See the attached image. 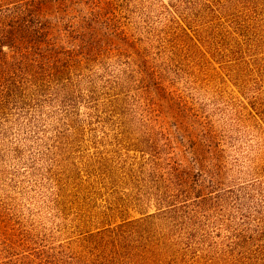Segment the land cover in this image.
Here are the masks:
<instances>
[{"label":"rangeland","instance_id":"1","mask_svg":"<svg viewBox=\"0 0 264 264\" xmlns=\"http://www.w3.org/2000/svg\"><path fill=\"white\" fill-rule=\"evenodd\" d=\"M43 10L75 56L0 100V264H264V0Z\"/></svg>","mask_w":264,"mask_h":264},{"label":"trees","instance_id":"2","mask_svg":"<svg viewBox=\"0 0 264 264\" xmlns=\"http://www.w3.org/2000/svg\"><path fill=\"white\" fill-rule=\"evenodd\" d=\"M49 1L0 0V100L33 99L35 95L42 94L51 82L57 83L56 92L67 87L61 80L68 70L65 62L73 60L75 49L66 48L63 38L78 37L74 35L71 22H63L59 18L53 20L44 14L43 8ZM45 76L50 80H45ZM30 88L33 91L27 95L25 92ZM208 181V189L217 184L212 177ZM202 182L203 187L205 181ZM199 190L185 192V196L197 194L195 196L202 198L193 202L198 206L208 200L206 193ZM176 206L169 208V218L179 221L178 224H187L189 220L186 218H191L188 217L190 213L186 217L181 216ZM116 254L118 252L108 254L107 263L116 262Z\"/></svg>","mask_w":264,"mask_h":264}]
</instances>
